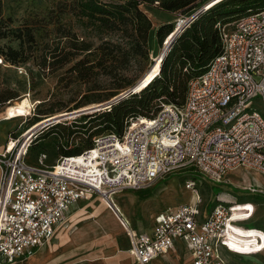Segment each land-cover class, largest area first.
Instances as JSON below:
<instances>
[{"label":"built area","instance_id":"2783aa9c","mask_svg":"<svg viewBox=\"0 0 264 264\" xmlns=\"http://www.w3.org/2000/svg\"><path fill=\"white\" fill-rule=\"evenodd\" d=\"M217 26L221 52L190 79L184 103H163L153 116L133 118L122 134H100L92 148L51 165L46 153L28 161L41 129L30 140L22 133L15 144L0 143V264L34 256L83 199L97 196L115 210V196L146 190L177 171L215 184L237 169L264 175V115L251 106L264 101V7ZM186 187L193 200L158 213L150 230L121 219L137 262L149 264L177 240L186 243L193 264H248L242 256L264 251V231L245 226L256 215L255 202L217 199L204 215L196 179ZM240 205L243 218L236 215ZM234 227L254 230L255 242L235 243Z\"/></svg>","mask_w":264,"mask_h":264},{"label":"rangeland","instance_id":"374dc122","mask_svg":"<svg viewBox=\"0 0 264 264\" xmlns=\"http://www.w3.org/2000/svg\"><path fill=\"white\" fill-rule=\"evenodd\" d=\"M101 1L105 3L111 0ZM170 1L172 0H143L141 8L153 22L148 53L132 58L127 67L115 77L100 71L82 79L73 66L90 51L76 54L73 47L75 37L79 40L85 38L91 43L93 53L88 56L89 62L85 64L89 65L99 62L102 57L97 47L107 36V31L80 16L79 0H0V93L15 90L19 94L0 106V141L17 138L42 124L36 144L29 151L28 161L36 162L39 152L45 149L49 153L47 163L54 164L64 153L63 150L84 147L91 135L110 132L111 129L102 118L96 116L106 110L108 100L132 90L150 71L156 69L164 47V44L158 43V28L172 23L177 31L186 18H191L203 6L209 7L218 2L196 0V6L189 10L190 6L166 8L165 4ZM263 7L264 1L253 8ZM231 10V14L222 18V23L232 22L245 13L241 8ZM10 53L15 58V64L6 55ZM169 98L165 100L168 101ZM156 102L151 112L158 109L160 103ZM251 106L264 115V101L261 98L252 101ZM92 107L97 108L89 109ZM145 113L149 112L142 114ZM44 117L47 118L32 125ZM73 122L86 125L84 130L87 131L72 127ZM70 129L74 133L68 135ZM192 179L197 181L204 215L211 210L217 199L220 202L255 199L260 203L256 224L264 227L263 174L237 169L228 173L226 182L214 185L203 181L194 172L177 171L146 190H130L115 196L122 215L119 218L97 196L80 203L74 212H82L76 216L70 215L58 228L56 235L59 231H67L79 219L103 220L108 210L114 213L120 223L125 218L135 230L148 229L156 213L193 200L192 191L186 187L187 181ZM241 205L237 207L240 209L237 210L238 218L247 213L245 206ZM230 237L235 243L255 242L256 233L254 230L234 227ZM179 252L186 255L185 252ZM257 252L259 251H252ZM240 261L264 264V254L245 257Z\"/></svg>","mask_w":264,"mask_h":264},{"label":"trees","instance_id":"16d2710c","mask_svg":"<svg viewBox=\"0 0 264 264\" xmlns=\"http://www.w3.org/2000/svg\"><path fill=\"white\" fill-rule=\"evenodd\" d=\"M217 1L216 4H212L201 12L174 39L162 63L159 60L156 69L153 71L154 77L151 80L144 82L137 92L131 93L128 97L113 103L110 107L105 108L106 110L99 116H96V118H102V121L111 129L110 132L122 134L133 118L138 116L151 117L163 103H184L190 79L204 71L209 62L221 52L218 22H222V18L231 14V9L233 8H241L246 11L264 0ZM79 2L80 16L88 18L90 23L107 31V36L103 38L102 43L97 47L102 57L99 58V62L89 65L85 64L89 62L88 56L93 53L92 45L85 38L79 40L75 37L73 47L76 49V54L90 51L86 57L79 59L73 66V69L79 73L80 78L86 79L100 71L115 77L127 67L132 58L148 53L149 41L153 32V22L141 8L143 0H111L105 3L101 0H79ZM195 2L196 0H172L167 2L165 7L171 9L190 6L188 8L190 10L196 6ZM176 29L173 28L172 23L163 24L158 28V43L160 45L164 44L163 50L171 42ZM6 55L15 64V58L11 56V53ZM17 96L19 94L15 90L0 93V106L10 98ZM166 98H169V100L166 101ZM113 99L108 100V102ZM156 101L160 103L158 109L151 112L152 106L155 105L154 102ZM49 111L53 112V110ZM144 112L149 113L142 114ZM45 118L47 117L33 122L32 125ZM73 123L72 127L75 126L83 130L86 128L84 124ZM84 131H87V129ZM72 133H74V130L70 129L68 135ZM98 135H91L84 147L63 150L64 153L60 157L82 154L92 148L94 138ZM38 137L39 135L33 141L30 152ZM42 153L47 154L48 160L49 153L45 149L39 152L38 157ZM211 184L217 185L215 183ZM247 200L241 202L244 203ZM214 202L216 203L217 200H214Z\"/></svg>","mask_w":264,"mask_h":264},{"label":"crops","instance_id":"0c3cea01","mask_svg":"<svg viewBox=\"0 0 264 264\" xmlns=\"http://www.w3.org/2000/svg\"><path fill=\"white\" fill-rule=\"evenodd\" d=\"M0 143L3 144L4 142L0 141ZM93 197L81 200L72 209L69 216H76L82 212H74V210L80 203ZM247 201L256 203V215L253 219L247 220L245 226L264 231V227L256 224L260 213V203L255 199H248ZM158 213L153 216L150 228L138 230H150ZM71 225L67 231H59L49 246H44L27 260L13 264H140L130 252L132 244L126 228L122 226L110 210L106 212L103 220L79 219ZM179 251L185 252L186 255ZM260 254H264V251L251 252V254L244 255L242 258L254 257ZM149 264H193V259L186 243L177 240L172 250L154 259Z\"/></svg>","mask_w":264,"mask_h":264},{"label":"water","instance_id":"95a60500","mask_svg":"<svg viewBox=\"0 0 264 264\" xmlns=\"http://www.w3.org/2000/svg\"><path fill=\"white\" fill-rule=\"evenodd\" d=\"M208 5L203 6L200 10H198L193 16H191V18L188 20V22H192L201 12L205 11L207 9ZM209 8V7H208ZM184 27L182 26V28L180 30L177 31V33L174 35V37L172 38L171 42L169 43V45L167 46V48H165L161 55L159 56V59L161 60L160 63L162 62L165 54L167 53V51L170 49L172 42L174 41V39L177 37V35L179 34V32H181V30H183ZM158 62V61H157ZM149 76L146 75L139 84H137L132 90L126 91L120 95H118L117 97H115L112 101L108 102L106 105H112L113 103L120 101L126 97H128L131 93L137 92V90L141 87L140 85L144 82V80ZM80 113V112H78Z\"/></svg>","mask_w":264,"mask_h":264},{"label":"bare ground","instance_id":"6f19581e","mask_svg":"<svg viewBox=\"0 0 264 264\" xmlns=\"http://www.w3.org/2000/svg\"><path fill=\"white\" fill-rule=\"evenodd\" d=\"M183 23H184V22H183ZM183 23H182V24H183ZM182 24H181V25H182ZM181 25H180V26H181ZM183 25H184V24H183ZM183 25H182V26H183ZM180 26H179V27H180ZM182 26H181L178 30H180V29L182 28ZM178 30H177V31H178ZM177 31H176V33H177ZM176 33H175V34H176ZM170 39H171V38H170ZM169 41H170V40H169ZM169 41H168V42H169ZM168 42H167V44H168ZM167 44H166V45H167ZM166 48H167V47H166ZM157 73H159V72H157ZM148 74H149V76L144 80V82L149 81V80H151V79L154 77L153 70L150 71ZM148 74H147V75H148ZM144 82H143V83H144ZM143 83H142V84H143ZM142 84H141V85H142ZM141 85H140V86H141ZM97 107H100V106H97ZM97 107H92V108H89V109H93V108H97ZM87 110H88V109H87ZM85 111H86V110H85ZM80 112H82V111H80ZM42 128H43V125H42V124H39V125L36 126V128L30 130L28 133H27V132L24 133V134L22 135V136H23V140H24V139H28V140H30V138L33 137V136L35 135V133L38 132V131H39L40 129H42ZM16 139H17V138H13V137H12V144H15V143L17 142ZM112 211H113V209H112ZM113 212H114V211H113ZM114 213L116 214V216H117L118 218H119V216H122L121 213H120V211H119V209H116V208H115V212H114ZM236 215H238V211H236Z\"/></svg>","mask_w":264,"mask_h":264}]
</instances>
